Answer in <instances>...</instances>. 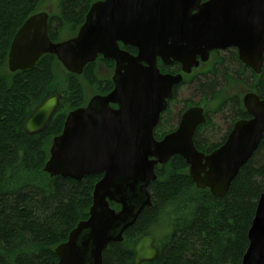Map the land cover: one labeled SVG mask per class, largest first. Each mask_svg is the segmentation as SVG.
<instances>
[{
  "label": "water",
  "instance_id": "95a60500",
  "mask_svg": "<svg viewBox=\"0 0 264 264\" xmlns=\"http://www.w3.org/2000/svg\"><path fill=\"white\" fill-rule=\"evenodd\" d=\"M120 43L137 48V54ZM230 47L238 48L241 62L262 72L264 0H99L76 36L57 42L49 36L46 11L21 25L10 47L11 72L32 69L46 54L55 55L77 75L100 55L116 63L115 88L72 110L50 148L45 166L50 176L82 180L102 174L89 217L56 247L58 264H103L108 246L122 242L125 231L152 205L149 187L158 178L156 166L175 155L186 160L197 188H208L218 197L228 193L264 136V99L254 92L245 95L251 118L238 120L226 143L210 154L194 142L197 127L207 121L200 105L185 111L179 127L164 138L157 139L154 131L174 87L184 80L182 74L163 73L158 60L167 65L179 62L189 74L215 49ZM61 98L62 93H56L37 106L25 121V132H44ZM248 238L241 264H264V193ZM158 255L155 237L145 236L136 245L135 263L154 261Z\"/></svg>",
  "mask_w": 264,
  "mask_h": 264
},
{
  "label": "trees",
  "instance_id": "16d2710c",
  "mask_svg": "<svg viewBox=\"0 0 264 264\" xmlns=\"http://www.w3.org/2000/svg\"><path fill=\"white\" fill-rule=\"evenodd\" d=\"M96 1L0 0V264H58L56 247L89 217L94 188L102 174L76 180L50 176L45 166L52 140L62 133L68 113L88 103L86 86L101 94L112 89L111 78L100 75L99 63L112 69L113 62L100 57L77 75L65 70L55 55L46 54L32 69L12 73L8 58L16 32L32 14L53 3L49 36L53 41L64 40L78 33ZM66 34L68 38H62ZM229 63L186 78L202 96L199 104L209 116L204 128H218L213 122L216 114L247 117L241 103L228 94L229 87L248 85L252 78L254 90L264 98V66L260 74L251 71L250 76L244 65L239 68L236 62ZM159 67L164 71L166 66L159 60ZM58 92L63 97L49 127L42 133H26L30 113ZM164 129L157 127L155 137L162 138ZM198 139V150L211 152L218 147ZM156 173L158 178L149 187L152 205L125 231L122 242L108 246L103 264H136V245L149 235L155 237L159 255L141 264H241L264 193V136L223 197L208 188H197L180 155L156 166ZM111 206L120 209L115 203Z\"/></svg>",
  "mask_w": 264,
  "mask_h": 264
},
{
  "label": "flooded vegetation",
  "instance_id": "af4514ba",
  "mask_svg": "<svg viewBox=\"0 0 264 264\" xmlns=\"http://www.w3.org/2000/svg\"><path fill=\"white\" fill-rule=\"evenodd\" d=\"M42 11H45V10H41V11H38V12H42ZM46 12H48L49 13V18H50V14H51V12L50 11H46ZM37 13V12H36ZM35 14V13H34ZM33 15V14H32ZM59 41H62V40H59ZM120 46H121V48L122 49H125V50H127V51H129L130 53H132V54H137V48H135V47H133V46H126V45H124V44H122V43H120ZM129 48H134V49H136V52H131L130 50H129ZM228 55V56H227ZM212 56H214V57H216V61H215V63L213 62L212 64L215 66V68H217L219 65H222V64H224L225 63V60L228 58L229 59V57L230 58H234V60H231L230 62L232 63V62H236L237 64H238V66H239V68L241 67V66H245V69H244V72H246L248 75H252V73H251V71H254L253 70V68H251L250 66H247V65H245L243 62H241V60H240V57H239V50H238V48H236V47H230V48H227V49H215L214 51H212L211 53H210V58H209V60L207 61V62H201L200 63V65H199V67L200 66H202L203 64H205V63H208L210 60H211V58H212ZM103 58L104 60H108V59H106V58H104L102 55H100L99 57H98V59L99 58ZM161 62H162V64H164V66H166L165 67V70L164 71H162L163 73H170V74H173V75H176V74H182L183 75V77H184V80H183V82L180 84V85H178V86H175L174 87V95H173V98L172 99H170L169 100V103H168V107H167V109L164 111V112H162L161 113V116H160V120H159V122H158V125L156 126V128L157 127H159V126H162V128L164 129V127L165 126H167V127H165V132H164V136L162 137V138H164L167 134H169V133H171V132H173V131H175L178 127H179V125H180V123H181V120H182V117H183V114L185 113V111H187L190 107H193V106H196V105H200L199 103H200V101H199V103H193L192 101H187L186 102V108H185V110L183 111V112H180L179 114H178V117L175 119L176 121H175V123L172 125V126H169V123H170V120H171V117H172V114L173 113H171L172 112V103L173 102H175L176 100H177V98H178V90H179V88L182 86V85H184V84H188V83H190L192 80H186V78L187 77H192V75H194L195 74V70L197 69V68H194L193 70H192V72L191 73H189V74H186V73H184L183 72V68H182V65H181V63H179V62H174L172 65H167V64H165L161 59H159ZM159 60H158V67H159ZM108 61H112L113 62V64H114V66H113V74H112V77H111V81H112V89L110 90V91H108L107 93H104V94H101V93H97L96 95H105V94H108L109 92H111L114 88H115V83H114V80H113V75H114V72H115V68H116V63H115V61L114 60H108ZM100 63H102V62H100ZM212 65V66H213ZM211 66V67H212ZM198 67V68H199ZM160 68V67H159ZM214 68V69H215ZM109 69H111V68H109ZM210 69L211 68H209L208 69V71H210ZM161 70V69H160ZM104 79H106V77H104ZM192 79V78H191ZM249 79H250V77H249ZM253 79L251 78V81H248V85H238V86H243V88H242V90L243 89H245L246 90V92L244 93V94H235V95H232L233 97H235L236 98V100H237V102H239V103H241L240 105H239V107H241V105H242V107L246 110V112L248 113V115H247V117L246 118H236L235 117V114H233V113H225V114H216V115H214L213 116V122H214V124H216L217 126H218V128H216V130H214V129H211V126H209V127H206V128H204L203 126L207 123V121H208V119H209V116H208V114H207V112H206V108L203 106V105H200V106H202L203 108H204V113H205V116H206V118H207V121H206V123L205 124H202V125H199L198 127H197V129H196V131H195V134H194V142H195V145H196V141H198L199 139H198V137L200 138V143L201 144H204V145H210V146H218L217 148H219V147H221L222 145H224L225 143H226V141H227V139H228V137H229V135H230V133H231V131L233 130V128H234V124L238 121V120H240V119H250L251 118V115H250V113L247 111V109H246V107H245V105H244V97H245V95L247 94V93H250V92H254V93H256V94H258L255 90H254V88H253ZM242 90H240L241 92H242ZM244 91V90H243ZM58 93H61V92H58ZM259 95V94H258ZM95 96V95H94ZM50 97V96H49ZM62 97H63V93H62ZM259 97L261 98V99H264V98H262L260 95H259ZM92 98V97H91ZM62 99V98H61ZM201 99H202V97H201ZM61 102V101H60ZM89 102V101H88ZM190 103V104H189ZM60 105V104H59ZM87 105V104H86ZM85 105V106H86ZM114 107H117V105H113ZM59 107V106H58ZM83 107V106H82ZM80 108V107H79ZM75 110V109H74ZM57 111H58V109H57ZM57 111H56V113H57ZM72 111V110H71ZM70 111V112H71ZM69 112V113H70ZM56 113H55V115H56ZM68 113V114H69ZM54 115V116H55ZM54 118V117H53ZM67 118V117H66ZM236 118V119H235ZM218 119V120H217ZM53 120V119H52ZM65 123V122H64ZM155 128V129H156ZM197 133H198V135H197ZM154 134H155V131H154ZM157 138V137H156ZM162 138H157V139H162ZM216 148V149H217ZM216 149H214V150H216ZM214 150H212L211 152H213ZM201 151V150H200ZM201 152H204L205 154H210L211 152H207V151H201Z\"/></svg>",
  "mask_w": 264,
  "mask_h": 264
},
{
  "label": "rangeland",
  "instance_id": "374dc122",
  "mask_svg": "<svg viewBox=\"0 0 264 264\" xmlns=\"http://www.w3.org/2000/svg\"><path fill=\"white\" fill-rule=\"evenodd\" d=\"M45 11H50V12H54L55 11V5L49 4L47 6H45L44 8ZM69 34L63 35L62 38H68ZM66 40V39H65ZM228 56V55H227ZM216 61V57L212 56L211 60L208 63L203 64L202 66H200L199 68H197L195 70V72H205L207 71L209 68H211V66L213 65L212 63H215ZM230 57L229 59L227 58L225 60V63L222 64L223 66H228L231 65L230 62ZM110 67H108L106 64L104 63H99V70H100V75H102V77H112L113 74V69H108ZM230 69H232L233 67L230 66L228 67ZM9 70V68H8ZM66 70V69H65ZM10 71V70H9ZM11 72V71H10ZM14 73V72H12ZM243 86H238L237 84H235L233 87H229L228 88V94L229 95H235V94H244L246 92L245 89H243ZM242 90V92L240 91ZM86 91H87V95H86V101L88 102L91 97H93L94 95L97 94V92H95L96 90H94L92 87L90 86H86ZM98 91V90H97ZM201 95L199 92H195L194 91V87L188 83V84H184L182 85L179 90H178V98L175 102L172 103V117L169 123V126H172L175 123V119L178 117V114L180 112H183L186 108V102L192 101L193 103H199V101L201 100ZM218 120V119H217ZM53 141V140H52Z\"/></svg>",
  "mask_w": 264,
  "mask_h": 264
},
{
  "label": "bare ground",
  "instance_id": "6f19581e",
  "mask_svg": "<svg viewBox=\"0 0 264 264\" xmlns=\"http://www.w3.org/2000/svg\"><path fill=\"white\" fill-rule=\"evenodd\" d=\"M6 81V80H5ZM9 87V86H8ZM9 89V88H8ZM33 106V105H32ZM134 260H135V257H134Z\"/></svg>",
  "mask_w": 264,
  "mask_h": 264
}]
</instances>
